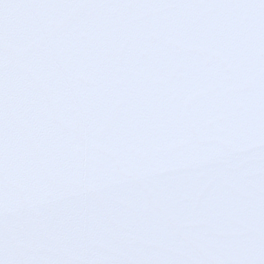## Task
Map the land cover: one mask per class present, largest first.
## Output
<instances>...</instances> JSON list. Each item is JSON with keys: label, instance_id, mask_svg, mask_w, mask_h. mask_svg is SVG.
Masks as SVG:
<instances>
[{"label": "snow or ice", "instance_id": "snow-or-ice-1", "mask_svg": "<svg viewBox=\"0 0 264 264\" xmlns=\"http://www.w3.org/2000/svg\"><path fill=\"white\" fill-rule=\"evenodd\" d=\"M0 264H264V0H0Z\"/></svg>", "mask_w": 264, "mask_h": 264}]
</instances>
